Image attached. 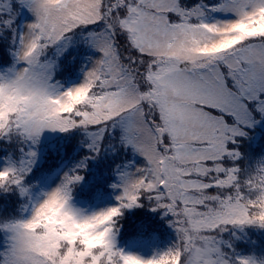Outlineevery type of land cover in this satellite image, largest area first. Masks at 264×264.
Returning a JSON list of instances; mask_svg holds the SVG:
<instances>
[{
    "label": "snow or ice",
    "instance_id": "obj_1",
    "mask_svg": "<svg viewBox=\"0 0 264 264\" xmlns=\"http://www.w3.org/2000/svg\"><path fill=\"white\" fill-rule=\"evenodd\" d=\"M0 264H264V0H0Z\"/></svg>",
    "mask_w": 264,
    "mask_h": 264
}]
</instances>
